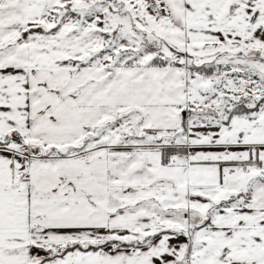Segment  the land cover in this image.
<instances>
[{"label":"snow or ice","instance_id":"1","mask_svg":"<svg viewBox=\"0 0 264 264\" xmlns=\"http://www.w3.org/2000/svg\"><path fill=\"white\" fill-rule=\"evenodd\" d=\"M0 264H264V0H0Z\"/></svg>","mask_w":264,"mask_h":264}]
</instances>
